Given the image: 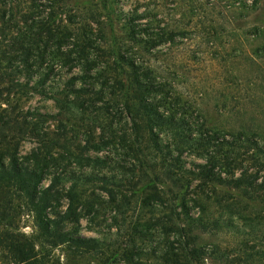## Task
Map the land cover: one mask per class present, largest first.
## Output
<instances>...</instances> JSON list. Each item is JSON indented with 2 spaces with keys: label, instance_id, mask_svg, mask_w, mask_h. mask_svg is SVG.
I'll use <instances>...</instances> for the list:
<instances>
[{
  "label": "rangeland",
  "instance_id": "obj_1",
  "mask_svg": "<svg viewBox=\"0 0 264 264\" xmlns=\"http://www.w3.org/2000/svg\"><path fill=\"white\" fill-rule=\"evenodd\" d=\"M199 2L191 22L202 29L211 17L208 0ZM188 3L16 1L17 23L22 25L18 17L27 8L35 20L47 15L52 25L46 35L59 44H47L45 52L56 46L66 55L46 78L30 77L34 89L23 94L12 89L0 102L5 119L14 120L16 155L27 162L33 150L40 154L48 172L43 184L49 174L74 175L79 219L65 228L101 240L93 251L52 248L53 264H167L164 256L171 251L178 264H264V205L244 196L229 198L225 182L230 167L234 176L251 173L257 181L264 176V52L251 49L264 37L237 31L233 37L195 36L178 44L172 35L173 42H163L161 29L177 30V20L190 18L177 9ZM250 18L264 27V0H257ZM132 29L135 38L153 42H133ZM10 34L0 32V38ZM120 43L143 63L141 68L150 69L145 79L154 83L144 95L159 111L175 115L171 125L154 129V136L144 113H129L137 106L139 88L123 100L120 80L132 74L126 65L123 70L112 65ZM231 44L238 51L227 52ZM84 54L96 67L86 65ZM12 71L11 77H20ZM213 164L209 176L199 174L201 166L205 171ZM70 184L63 180L62 192ZM65 203L61 196L59 209ZM18 228L31 237L37 234L29 212L21 214Z\"/></svg>",
  "mask_w": 264,
  "mask_h": 264
},
{
  "label": "trees",
  "instance_id": "obj_2",
  "mask_svg": "<svg viewBox=\"0 0 264 264\" xmlns=\"http://www.w3.org/2000/svg\"><path fill=\"white\" fill-rule=\"evenodd\" d=\"M16 1L0 0V32L11 33L7 39L0 38V102L5 95L8 96L11 93L12 89L13 93L19 92L20 94L25 93L27 89H34L30 84L32 83L30 79L32 75L40 73L46 78L54 66L61 67L66 59V55L59 53L56 47L59 44L58 40L46 35L50 32L52 25L48 16L35 20L36 17L29 13L31 8H27L18 17V20L22 22V25H19L16 16L20 13V8L18 9ZM187 1L189 2L186 4L187 8L184 10L182 8L177 9H179L180 16L188 14L190 18L185 22H178L177 20V30L161 29L159 37L164 36L163 42H173L172 35H177L178 44L182 43L184 38L190 39L195 36L218 38L226 34L233 37L237 31L253 37L258 35L264 37V27L262 28L261 25L249 20L251 19L250 14L256 10L257 0H208L206 4L209 6L210 24L202 29L191 22V17L198 10L200 11L201 3L199 0H194V3L193 0ZM5 14L7 15L5 16ZM17 24L23 29L18 30ZM34 25L36 27H33ZM134 25L136 24L132 26L134 27ZM139 30L141 32L146 31L145 28ZM131 31L130 36L133 42H153L142 40L140 37L135 38L138 37L135 36L136 31L134 29ZM53 42H57L55 44L56 50L51 53L45 52L44 46L53 44ZM229 46L230 48H226L227 52L238 51L234 45ZM122 48V44H118V52L114 55L115 60L112 61V65L122 70L123 65H126L131 69V79L122 77L120 80V86L124 90L123 100L125 102L126 94L130 89L135 91L139 88L140 98L136 102L137 106L131 108L129 113L131 115H137L139 112L144 113L146 129L150 135L154 136L161 128L171 125L175 115L174 113L167 112L164 114L159 111L152 97L144 95L145 88L154 83L145 79L150 75L147 72L150 69L141 68L143 63L134 59L133 56H129L128 50L123 51ZM81 49L84 50V47ZM251 49L263 53L264 43L253 46ZM89 60V56L84 54L86 65L96 67L97 62L89 63ZM13 67L16 72L21 74L20 77H11L14 76L13 71L11 73ZM156 83L157 85L160 84ZM145 91L147 93V89ZM4 111L5 109L0 105V264H53L50 261V251L52 248L58 247H64L65 250L69 251H78L79 248L96 250L101 242L99 238L80 235L75 229L65 228L66 222H77L79 219L73 205V188L77 183V178L74 175L62 176L53 173L49 174L48 182L43 184L42 180L48 173L42 163L43 158L36 150H33L30 155L31 161L22 162L18 159L16 155L18 141L12 134L13 128H16L13 126L14 120L5 119ZM131 117L134 122V116ZM179 120L180 118H177V121ZM178 127L183 128L185 126L180 124ZM154 129L157 131L155 132ZM232 137L235 138V136ZM260 152V157L264 159V149ZM231 161L227 162V167H230ZM213 166L214 164L210 165L209 169L205 171L204 167L201 166L199 174L203 177L209 176ZM228 169L231 175L225 181L230 186L226 189L228 197L244 196L250 200H257L264 205V176L257 181L256 178L253 180L251 173L242 176L241 172L238 176H234L231 167ZM98 179L106 180L105 176L98 177ZM63 180H71L66 192H62L61 189L63 188L59 186ZM247 186H250V189ZM61 196L66 197L63 209L58 207ZM23 212H29L33 215L37 229L35 237L26 235L18 228L19 217ZM164 259L167 264H169L167 261H170L168 259H171L170 263L178 264L175 251H171L168 258L164 256Z\"/></svg>",
  "mask_w": 264,
  "mask_h": 264
}]
</instances>
